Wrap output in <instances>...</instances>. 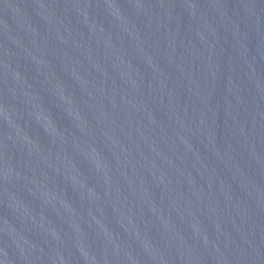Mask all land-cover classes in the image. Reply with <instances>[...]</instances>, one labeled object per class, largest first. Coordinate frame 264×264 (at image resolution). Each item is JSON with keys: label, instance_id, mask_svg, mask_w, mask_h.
Masks as SVG:
<instances>
[{"label": "water", "instance_id": "water-1", "mask_svg": "<svg viewBox=\"0 0 264 264\" xmlns=\"http://www.w3.org/2000/svg\"><path fill=\"white\" fill-rule=\"evenodd\" d=\"M0 264H264V0H0Z\"/></svg>", "mask_w": 264, "mask_h": 264}]
</instances>
